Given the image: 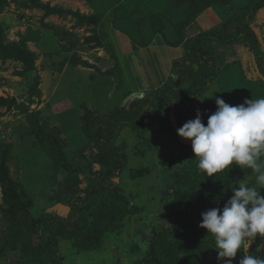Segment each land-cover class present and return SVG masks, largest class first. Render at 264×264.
Here are the masks:
<instances>
[{
  "label": "rangeland",
  "instance_id": "obj_1",
  "mask_svg": "<svg viewBox=\"0 0 264 264\" xmlns=\"http://www.w3.org/2000/svg\"><path fill=\"white\" fill-rule=\"evenodd\" d=\"M233 1L239 5L242 0ZM91 10L85 0H0V98L28 107L40 126L32 131L31 118L24 111L0 106V165L6 152L5 169L11 189L26 193L30 200L29 213L35 218L47 211L66 217L69 209L55 203L58 192L71 186L74 177L83 179L93 171L112 168V162L99 164L92 161L88 150L82 151L88 143L82 128L93 114L112 112L128 91L138 92L137 96L144 92L137 88L140 82L136 83L135 77L133 83L127 81L128 72L123 65L116 68L111 46L102 44L106 37L102 30L82 24L75 16L86 15ZM208 10L202 16L207 28L201 31L220 25L226 17L224 9ZM248 27L261 39L264 4L253 13ZM15 49L14 55L30 53L32 67L12 55L3 57ZM180 53L183 57L184 50ZM213 56L218 75L191 107L158 101L155 117L143 121L139 129L105 134L108 142L122 149L128 158L125 169L114 179L120 196L109 207L113 212L124 210L123 220L107 225V234L92 242L95 249L91 242L89 248H80L76 239L57 236L64 264H144L142 260L159 228L164 226L170 235L176 232L167 220L176 188L172 174L189 164L188 155L192 151L191 141L178 137L177 130L195 119L197 112L203 122V114L210 108L216 109L217 96L230 105H238L243 103L240 97L249 87L255 91L264 89L257 81V78L264 80V60L258 65L241 45L216 46ZM143 64L142 68L149 67L146 61ZM114 69L120 71L119 77L113 74ZM224 69L226 73H222ZM168 71L169 77L171 68ZM190 83V79L182 76L179 89H186ZM212 93L214 98L209 99ZM236 169L241 176L238 181L247 176V170L237 166ZM2 179L0 173V210L16 212V193L7 190ZM206 179L211 181L207 176ZM185 190L204 193L195 181ZM79 202L85 203L84 194ZM96 216L86 220L83 232L90 235L91 226L96 228L103 221L100 215ZM20 219L19 214L0 212V264H15L25 244L31 242L32 247L38 244L35 235L19 237ZM74 229L73 224L67 223L68 232ZM211 239L204 246L199 242L186 243L184 249L192 254L188 253L184 263L189 264L194 256L196 264H227L218 257L217 249L209 248L208 244H214ZM243 251L264 257V238L258 236ZM240 258L238 252L231 264H239Z\"/></svg>",
  "mask_w": 264,
  "mask_h": 264
},
{
  "label": "trees",
  "instance_id": "obj_2",
  "mask_svg": "<svg viewBox=\"0 0 264 264\" xmlns=\"http://www.w3.org/2000/svg\"><path fill=\"white\" fill-rule=\"evenodd\" d=\"M85 1L91 6L93 13L90 15L77 14L75 16L82 24L93 25L94 28L98 27L107 8L104 4H99L100 0ZM242 1L243 3H241ZM242 1L238 5L233 0H163L165 7L160 11H137L136 18L129 19L131 23L126 22L122 30L119 29L122 28L121 26H116V22L124 18L119 17V14L125 13L124 6L119 4L115 6L114 4L111 15L113 18L112 26L115 29L129 32V37H134L138 31L145 35L149 33L150 39L156 34H160L166 40V43L172 47L182 46L184 56L172 61L170 75L158 89L149 92L144 91L139 96H137L138 92L128 91L108 115H97L95 113L87 120L82 132L88 143L83 146L82 151L88 150L92 161L97 160L99 164L107 165V162H112V168L93 171L84 176L83 179H79L78 176L74 177L71 186L68 185L65 191L58 192V195L55 196V203L69 209L66 217L48 211L41 213L37 218L31 215L29 213L30 200L27 198L26 193L23 190L11 189L12 185L8 182V172L5 169L6 152L2 155L0 165L2 180L8 186L7 190L11 189L16 193L14 198L17 207L16 212L9 209H1L0 212L2 215L19 214L21 216L19 237L23 239L26 236L35 235L38 241V244L34 247L31 246V242L28 246L25 244L21 249V253H19L20 259L15 264H64L63 256L57 245V236L66 239H69V237L74 238V240H77L78 247L89 248L90 242L92 243L95 239H100L107 234V225L112 221L120 222L118 219L123 220L121 213L124 210L119 209L118 212H113L109 207L120 196L119 186L114 179L119 177L125 169L128 158L122 149L116 148L108 142L105 137L107 132L114 133L126 128L139 129L143 121L155 117L158 101L160 103L174 102L183 107L193 105L199 97L208 91L213 79L218 75L214 68L216 59L213 56L216 46L241 45L260 65L264 60V31L259 30V34L262 36L260 39L256 32L248 27V21L253 13L263 6L264 0ZM217 8L226 11V17L220 25L218 24L207 31H201L190 38H186V29L203 12L208 9L217 11ZM124 20L128 19L125 18ZM169 36L172 41L167 40ZM139 38V40H143L141 37ZM16 50L3 57L12 55L11 57L21 60L28 67H32L30 53L14 55ZM111 53L116 61L115 66L117 68L119 62L113 50H111ZM115 70L113 74L119 77L120 72L117 73ZM226 71L224 69L222 73H226ZM182 76H186L191 80L186 89H179ZM257 81L264 87L263 78H257ZM252 89V87H249L242 93L240 97L242 102L245 99L264 97V89L259 90L257 88L258 91ZM164 96H168L169 99L163 98ZM127 103L128 105H125ZM0 106L9 109L20 108L31 118L32 131L40 129L35 120V113H29L28 107L17 105L15 100L3 98H0ZM215 110V108H210L207 113L203 114L205 124L208 116ZM161 122L164 123L163 120ZM164 126L166 127V125ZM188 156L189 164L172 174L173 184L176 188L173 190V199L168 207L167 220L168 226L176 232L170 235L164 226L160 227L158 233L153 235L150 241L151 249L142 260L144 264H188L187 262L184 263V259L188 253L192 254V252L184 249L185 244L199 242L204 246L208 238L211 237L207 235L204 229L198 227L201 222V214L213 207L222 208L232 195V184L235 185L238 178L241 177L237 173L239 170L233 165L227 173H218L214 177H209L211 181H207L206 175L197 169V160L193 157L192 151ZM85 158L87 159V157ZM194 181L196 185L200 186L201 190L203 188V194L185 190L186 187H191ZM6 189L4 190L6 191ZM83 194L85 203L82 205L79 201ZM189 195L193 197L189 199ZM19 197L22 201H19ZM96 215H100L99 217L103 221L96 224V228L91 226L90 235L83 232L86 230V220L92 217L95 218ZM67 223L73 224L76 229L68 232L66 230ZM212 240L214 239L212 238L209 241ZM93 244L92 248L95 249ZM208 245L211 250L216 249L215 243ZM189 264H196L194 256L190 258Z\"/></svg>",
  "mask_w": 264,
  "mask_h": 264
},
{
  "label": "clouds",
  "instance_id": "obj_3",
  "mask_svg": "<svg viewBox=\"0 0 264 264\" xmlns=\"http://www.w3.org/2000/svg\"><path fill=\"white\" fill-rule=\"evenodd\" d=\"M214 99L216 110L206 124L197 112L195 119L177 130V136L191 141L196 167L207 177L227 173L233 165L248 174L232 184V195L222 208L201 214L198 227L214 239L218 257L227 264L238 252L239 264H264V257L243 251L258 236L264 238V98L245 99L238 105L219 96Z\"/></svg>",
  "mask_w": 264,
  "mask_h": 264
},
{
  "label": "crops",
  "instance_id": "obj_4",
  "mask_svg": "<svg viewBox=\"0 0 264 264\" xmlns=\"http://www.w3.org/2000/svg\"><path fill=\"white\" fill-rule=\"evenodd\" d=\"M100 2L99 4H104L107 8L103 19L98 26V29L102 30L103 34L106 35L102 44H109L116 55L117 61L119 62L118 64L123 65L126 68L128 72L127 81L131 80L133 83L135 77V82H140V85L137 87L140 91L155 89L158 86L160 87L168 78V70L171 68L172 61L181 58L180 52L183 50L182 46L172 47L170 44L166 43V40L160 34H156V36L150 39L149 33L145 35L140 31L136 33L130 31L131 33H135V35L134 37H129V32L126 33L121 30L125 27L124 24L126 22L129 21V24L131 23L129 19L136 18L137 11H160L165 7V5H163V0H100ZM114 4L115 6L118 4L124 6L125 13L121 15L119 14V17L122 16L124 18H121V20L116 22V26L122 27L119 28L121 30H117L112 26L113 18L111 14L114 10ZM92 13L93 10L86 15ZM203 14L204 12L186 29V38L198 34L201 32V29L206 27L204 18L202 17ZM125 18L128 20H124ZM170 36L169 38L167 37L168 41H172ZM139 37L143 40H139ZM145 43L148 44L145 45ZM137 56L140 57V61H138ZM131 58H134L133 61ZM145 61L149 67L153 68V70H149V67L146 69L142 68ZM131 62H133V64Z\"/></svg>",
  "mask_w": 264,
  "mask_h": 264
}]
</instances>
